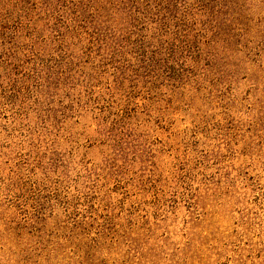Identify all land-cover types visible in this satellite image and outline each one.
I'll list each match as a JSON object with an SVG mask.
<instances>
[{
  "label": "rangeland",
  "instance_id": "1",
  "mask_svg": "<svg viewBox=\"0 0 264 264\" xmlns=\"http://www.w3.org/2000/svg\"><path fill=\"white\" fill-rule=\"evenodd\" d=\"M9 1L0 264H264V0Z\"/></svg>",
  "mask_w": 264,
  "mask_h": 264
},
{
  "label": "trees",
  "instance_id": "2",
  "mask_svg": "<svg viewBox=\"0 0 264 264\" xmlns=\"http://www.w3.org/2000/svg\"><path fill=\"white\" fill-rule=\"evenodd\" d=\"M66 1H68V0H66ZM85 1L87 2L86 6L82 1H78L77 4L76 3L72 4V6L75 7V9L77 10L76 11L78 13L77 19H80L81 17L87 18L86 15L88 17L95 18L93 16H90L91 15L90 13H87L83 10L92 9V8L87 9V6L95 3L96 0H85ZM172 1L173 0H104L106 8L108 9L106 13L109 12L110 14L114 15V18H113L114 20L112 22L110 20L108 23H106V25L104 27L98 26V29L101 32L100 34H101L102 38H106L105 40H110L111 36H112L111 33L112 32L117 33L120 30L119 26L120 27L124 26V23H126V20L124 17L132 18L133 16L137 15L135 13L141 14L143 17H147L148 15L153 13V11L155 9V6L153 4H155L156 7H164L165 5L170 4ZM15 3H17V4H15V6H14V5H12L13 0L9 1L8 8L11 9L12 6L14 8H16L20 5L21 6L26 5L27 1L18 0ZM68 3H70V2H68ZM79 10H81L82 12H78ZM12 17H13V15L10 14L9 12L3 13L2 22L4 23L5 20H8V22H9L12 19ZM133 18H135V17H133ZM108 33L110 34V36L108 35ZM114 40H116V39H114ZM114 40H111V42H113ZM116 42L120 43L118 40ZM158 54H159V52H158ZM153 55H156V54H153ZM152 59H153L152 61L154 62L155 57Z\"/></svg>",
  "mask_w": 264,
  "mask_h": 264
}]
</instances>
